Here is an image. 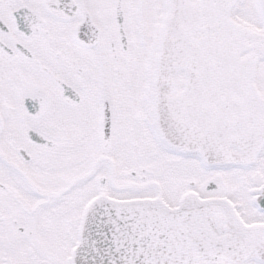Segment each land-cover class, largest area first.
<instances>
[{
  "label": "snow or ice",
  "instance_id": "6c2138e0",
  "mask_svg": "<svg viewBox=\"0 0 264 264\" xmlns=\"http://www.w3.org/2000/svg\"><path fill=\"white\" fill-rule=\"evenodd\" d=\"M0 264H264V0H0Z\"/></svg>",
  "mask_w": 264,
  "mask_h": 264
}]
</instances>
